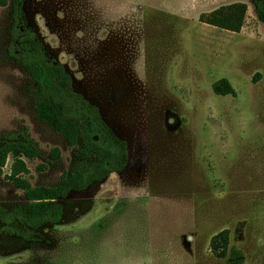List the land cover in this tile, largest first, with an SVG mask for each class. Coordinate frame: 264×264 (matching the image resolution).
Returning a JSON list of instances; mask_svg holds the SVG:
<instances>
[{
	"label": "rangeland",
	"instance_id": "374dc122",
	"mask_svg": "<svg viewBox=\"0 0 264 264\" xmlns=\"http://www.w3.org/2000/svg\"><path fill=\"white\" fill-rule=\"evenodd\" d=\"M243 2L237 32L197 20ZM0 5V134L23 132L31 185H54L76 147L41 122L29 79L6 53ZM26 25L126 144L124 168L61 200L40 239L0 234V264H225L208 250L228 228L242 264H264V23L251 0H22ZM224 77L235 96L215 95ZM56 147L57 160L47 152ZM0 175V207L25 202Z\"/></svg>",
	"mask_w": 264,
	"mask_h": 264
},
{
	"label": "trees",
	"instance_id": "16d2710c",
	"mask_svg": "<svg viewBox=\"0 0 264 264\" xmlns=\"http://www.w3.org/2000/svg\"><path fill=\"white\" fill-rule=\"evenodd\" d=\"M6 3L7 0H0V5ZM251 5L255 18L264 23V0H251ZM9 9L6 53L28 76L33 111L41 122L62 136L67 146L77 148V159L60 174L54 185H31L24 177L28 169L22 157L39 156L37 143L23 132L0 134V175L7 155L14 153L4 177L21 191L25 200L8 208L0 207V234L37 241L41 237L37 228L61 220V200L71 191H82L91 183L100 182L110 172L121 171L127 151L125 142L104 123L97 107L72 89L64 66L47 54L36 33L26 25L22 0H10ZM245 11V3L231 2L199 13L197 20L237 32ZM210 89L215 95L235 96L233 87L224 77L211 82ZM58 157L56 147L47 152L50 161ZM228 235V228L210 235L208 250L216 258L226 257L225 264H242V253L234 245H228Z\"/></svg>",
	"mask_w": 264,
	"mask_h": 264
}]
</instances>
